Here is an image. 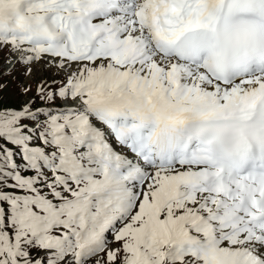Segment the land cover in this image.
I'll use <instances>...</instances> for the list:
<instances>
[{
    "label": "snow or ice",
    "instance_id": "1",
    "mask_svg": "<svg viewBox=\"0 0 264 264\" xmlns=\"http://www.w3.org/2000/svg\"><path fill=\"white\" fill-rule=\"evenodd\" d=\"M0 52V264H264V0H0Z\"/></svg>",
    "mask_w": 264,
    "mask_h": 264
},
{
    "label": "rangeland",
    "instance_id": "2",
    "mask_svg": "<svg viewBox=\"0 0 264 264\" xmlns=\"http://www.w3.org/2000/svg\"><path fill=\"white\" fill-rule=\"evenodd\" d=\"M7 52H0V104L7 101L4 106L19 107L35 94L37 83L49 73L39 66L33 68L31 75H25L23 66L13 62L6 67ZM11 70V71H10ZM30 87L31 91L24 93L23 88Z\"/></svg>",
    "mask_w": 264,
    "mask_h": 264
},
{
    "label": "bare ground",
    "instance_id": "3",
    "mask_svg": "<svg viewBox=\"0 0 264 264\" xmlns=\"http://www.w3.org/2000/svg\"><path fill=\"white\" fill-rule=\"evenodd\" d=\"M13 62H15V61L13 60ZM13 62H12V63H13ZM12 63H7V64H6V67L9 68V67H10V64H12Z\"/></svg>",
    "mask_w": 264,
    "mask_h": 264
}]
</instances>
